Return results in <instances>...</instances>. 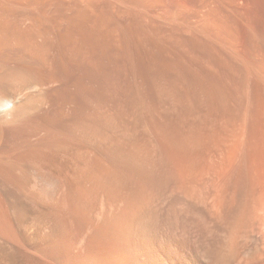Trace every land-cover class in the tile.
I'll return each instance as SVG.
<instances>
[{"label": "rangeland", "instance_id": "obj_1", "mask_svg": "<svg viewBox=\"0 0 264 264\" xmlns=\"http://www.w3.org/2000/svg\"><path fill=\"white\" fill-rule=\"evenodd\" d=\"M177 2L173 15V0H117L111 30L91 12H103L102 3L80 11L88 47L81 70L99 89L74 113L54 115L61 136L98 156L115 182L108 203L87 172L53 167V179L63 177L54 203L90 213L103 229L130 239L131 264H210L206 256L233 253L241 242L236 172L231 180L225 168V145L237 138L232 76L241 61L226 25L234 22L231 32L242 39L237 18L255 21L262 0ZM215 56L227 58L232 78L219 81ZM218 81L230 84L226 93Z\"/></svg>", "mask_w": 264, "mask_h": 264}, {"label": "bare ground", "instance_id": "obj_2", "mask_svg": "<svg viewBox=\"0 0 264 264\" xmlns=\"http://www.w3.org/2000/svg\"><path fill=\"white\" fill-rule=\"evenodd\" d=\"M116 1L0 0V264H131L130 239L103 229L90 213L54 203L63 177L51 175L53 167L60 174L69 168L87 172L89 184L103 191L106 198L101 199H115L109 168L93 153L76 151V144L61 136L64 129L54 115L74 113L99 89L96 78L81 70L88 47L80 36L79 13L102 3L103 12H91L111 30ZM173 2L168 9L174 15L180 5ZM60 4L72 9L50 7ZM237 20L242 39L231 32L234 22L226 29L235 40L239 70L232 76L227 58L218 56L212 69L219 81L229 75L235 79L237 138L228 140L232 143L224 152L226 172H236L241 242L233 253L221 248L206 256L210 264H234L236 256L241 260L237 264H264V0L255 21ZM227 83L219 82L218 90L220 86L226 93ZM71 102L72 111L67 109ZM109 222L116 227L120 221L114 217ZM257 238L261 245L254 246Z\"/></svg>", "mask_w": 264, "mask_h": 264}]
</instances>
